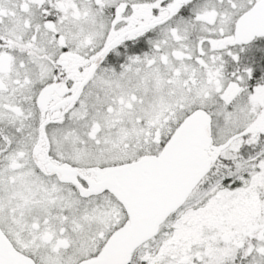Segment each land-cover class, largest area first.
Returning <instances> with one entry per match:
<instances>
[{
	"label": "snow or ice",
	"instance_id": "obj_1",
	"mask_svg": "<svg viewBox=\"0 0 264 264\" xmlns=\"http://www.w3.org/2000/svg\"><path fill=\"white\" fill-rule=\"evenodd\" d=\"M0 264H264V0H0Z\"/></svg>",
	"mask_w": 264,
	"mask_h": 264
}]
</instances>
